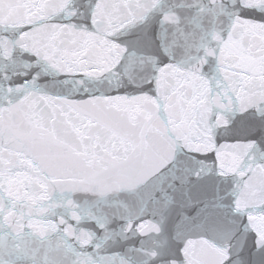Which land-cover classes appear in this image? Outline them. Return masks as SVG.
Here are the masks:
<instances>
[{
	"label": "snow or ice",
	"instance_id": "6c2138e0",
	"mask_svg": "<svg viewBox=\"0 0 264 264\" xmlns=\"http://www.w3.org/2000/svg\"><path fill=\"white\" fill-rule=\"evenodd\" d=\"M0 264H264V0H0Z\"/></svg>",
	"mask_w": 264,
	"mask_h": 264
}]
</instances>
